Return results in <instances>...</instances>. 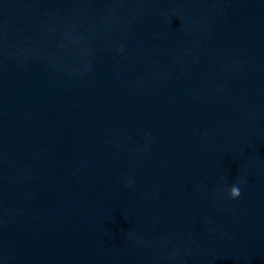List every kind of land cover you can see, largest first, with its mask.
Instances as JSON below:
<instances>
[{
	"label": "clouds",
	"instance_id": "1",
	"mask_svg": "<svg viewBox=\"0 0 264 264\" xmlns=\"http://www.w3.org/2000/svg\"><path fill=\"white\" fill-rule=\"evenodd\" d=\"M240 194H241V193H240V190H239L238 187H236V186H232V187L230 188L229 195H230L231 198H236V197H238Z\"/></svg>",
	"mask_w": 264,
	"mask_h": 264
}]
</instances>
